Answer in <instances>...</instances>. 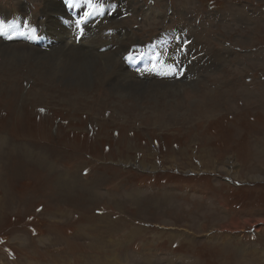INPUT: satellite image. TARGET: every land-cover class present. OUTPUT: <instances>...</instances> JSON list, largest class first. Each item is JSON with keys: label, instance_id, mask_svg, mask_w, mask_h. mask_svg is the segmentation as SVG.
I'll return each instance as SVG.
<instances>
[{"label": "rangeland", "instance_id": "374dc122", "mask_svg": "<svg viewBox=\"0 0 264 264\" xmlns=\"http://www.w3.org/2000/svg\"><path fill=\"white\" fill-rule=\"evenodd\" d=\"M24 1L45 28L48 0ZM124 2L130 44L113 16L98 23L112 61L175 27L160 42L164 61L187 29L218 52L217 69L204 73L207 54L182 90L126 93L111 81L125 66L102 56L88 85L68 90L26 53L57 57L59 41L28 45L13 62L0 40V264H264V0ZM23 7L0 0L9 14ZM50 8L58 28L74 27L61 2ZM89 54L88 65L100 56Z\"/></svg>", "mask_w": 264, "mask_h": 264}, {"label": "bare ground", "instance_id": "6f19581e", "mask_svg": "<svg viewBox=\"0 0 264 264\" xmlns=\"http://www.w3.org/2000/svg\"><path fill=\"white\" fill-rule=\"evenodd\" d=\"M234 1V0H233ZM54 2H57L58 3V5H59V2H61L60 0H48L47 1V5H46V7H45V14H46V18H47V21H48V24H46V26H45V37H53L52 39H54V41L55 40H57V41H59V43L61 44L59 47H55V49H57L56 50V52L55 53H57V57L56 56H51L49 59H44V55H36V53H35V51L34 50H30V51H28V52H26V53H31L34 57H36L37 59H40L41 61V63L42 64H46V65H48L53 71H55L56 73H58V74H60V75H63V79H67V82L69 83L68 85H64V86H69L67 89L68 90H71L70 88H73V87H75V88H78V89H84L87 85H88V82H90V80H89V76H91V74H95V66L96 65H98L99 63H100V61L99 60H101V61H104V60H102L101 58H102V56L104 57V58H106L108 61H104V62H109V61H112V59H111V57L113 56V54L112 53H110V52H107V53H105V52H102V53H98L99 52V49L101 48V47H104L103 46V44H104V37L102 36V33H100L99 31H98V29H99V26L100 25H98L97 24V26H95L94 28H92L91 30H90V35H89V37H87V38H84V39H82L80 42H79V44L78 45H76L75 44V41H74V37H75V28L73 27V26H70V25H65L64 27H63V25H61V28H58L57 27V25H56V22H57V16H56V14H57V12H56V10H54V8H50V5H51V7L54 5ZM133 3V2H132ZM57 5V4H56ZM17 8V7H16ZM229 7H227V11L225 10L224 12H228V9ZM232 9V8H231ZM27 10H29V4H26V3H24V7L23 8H21L19 11H13V12H17V13H20L21 15H23V17L25 16V12H27ZM64 13V12H63ZM120 12L119 11H117V12H115V15H113V22L114 23H119L120 25H122L121 23H120V21H119V18H118V16L120 15L119 14ZM60 14V13H59ZM0 15H4V16H6V17H8V13H6V12H4V10L2 9V8H0ZM233 15V14H232ZM231 16V15H230ZM44 17V16H43ZM42 17V18H43ZM37 18V17H36ZM66 19H67V17H65ZM112 18V17H111ZM44 19V18H43ZM232 19V18H231ZM36 20V19H35ZM45 21V20H44ZM49 21L50 22H52V24H50L49 23ZM22 22H23V19H21V20H18V19H16L15 20V25H18L19 27L22 25ZM72 22V21H71ZM107 22V21H106ZM66 23V22H65ZM124 23V22H123ZM111 24V23H110ZM113 25V24H112ZM119 25V26H120ZM43 26V25H42ZM263 26H264V24H263ZM43 28V27H42ZM105 28V27H104ZM108 28V27H107ZM113 28V27H112ZM257 28H259V27H257ZM117 29H119V28H117ZM263 29H264V27H263ZM262 29V30H263ZM121 31H123V33H124V35L126 36V38L124 39V42H126V43H131L132 42V40L130 39V38H128V36H129V31H128V29L126 28V26L124 27L123 25H122V27H121V29H120ZM102 31V30H101ZM115 31H117V30H115ZM183 31H187V29H185V30H183ZM255 30H252L251 32H254ZM260 31V28L259 29H257L256 30V32L258 33ZM119 33H117L118 34V36L119 37H121V36H124L120 31H118ZM175 32V31H174ZM121 36H120V35ZM178 34V33H177ZM260 34H261V32H260ZM187 36L188 37H192L193 38V35H192V33L190 32V31H187ZM116 37H117V35H116ZM99 39H101L102 41L100 42L99 41ZM179 39V38H178ZM22 40H21V38H20V36L19 35H17L15 38H13L11 41H10V46H11V49L12 50H4V52L6 53V56H7V59L8 60H10V59H12V61L14 62L15 61V58H14V56L17 54V52H20L21 53V50H26L27 48H28V45L27 44H25V43H20ZM99 42V44L97 43V42ZM121 41V40H120ZM117 41H115V43H116ZM175 42V41H174ZM192 43H194L196 46L197 45H199L200 47H201V50L199 51V52H197V54H199V53H203V55L202 56H200V59H201V61L203 62V59H206L204 62H206L207 61V54H209V55H214V59L211 61V62H209V65H207V66H203L202 68H203V70H204V73H208L209 72V70H207V69H210V68H213V66H215V69H217V62H216V59H217V57H220V56H217L216 57V55L214 54V53H217L218 54V52H215V50H213V53H211L210 51H208V53L206 54V53H204L203 52V47H204V45H207V43L205 42V41H198V40H196L195 38H193V41H192ZM106 44V43H105ZM109 44V43H108ZM118 44V43H117ZM116 44V45H117ZM140 44H142V43H139V42H137V45H140ZM168 44H169V46H170V48H171V46H172V44L170 43V42H168ZM128 45V44H127ZM110 46V45H109ZM114 46V45H113ZM166 46V45H165ZM168 46V47H169ZM208 46V45H207ZM37 47V46H36ZM173 47V46H172ZM192 47H193V49H194V45H192ZM114 48V47H113ZM166 48V47H165ZM214 48V47H213ZM168 49V48H167ZM115 50V49H114ZM117 50V49H116ZM0 51H2V50H0ZM92 51V53H97V55L99 54L100 56H97V57H93L92 59H90V63H89V65H88V62H89V58H88V55H90L91 56V54H89V52H91ZM51 52V51H50ZM112 52V51H111ZM114 52V51H113ZM126 52V51H125ZM227 52V51H226ZM245 52V51H244ZM4 53V54H5ZM53 53V52H52ZM81 53H83L84 55H87L86 57L84 56V55H82ZM3 55V54H2ZM93 55V54H92ZM96 55V54H95ZM169 55V54H168ZM48 56V55H47ZM167 56V55H166ZM27 57V56H26ZM76 57H77V59H76ZM212 57V56H211ZM35 58V59H36ZM46 58V57H45ZM117 58V57H116ZM115 58V59H116ZM3 59V58H2ZM31 59H33L32 57H31ZM34 59V60H35ZM26 60H27V58H26ZM118 60V59H117ZM116 60V61H117ZM120 60V59H119ZM118 60V61H119ZM164 60V59H163ZM121 61V60H120ZM166 61H168L167 59H166ZM165 61V62H166ZM218 61V60H217ZM221 61V60H220ZM231 61H233V59L231 60ZM112 62H114V61H112ZM103 63V62H102ZM111 63V62H110ZM207 63V62H206ZM88 65V69H87V72L85 73V72H83V71H81V73H82V75H78V73L76 72V71H78V70H80V68L79 67H85V65ZM123 63H121V62H114L113 64L111 63V69H115V70H117V69H119V66H121ZM223 64V63H222ZM252 64H254V63H252ZM0 65H2V64H0ZM13 65V64H12ZM86 65V66H87ZM201 65V64H200ZM219 65V64H218ZM8 66V65H7ZM11 66V65H10ZM44 66V65H43ZM124 66V65H123ZM16 67V66H15ZM46 67V66H45ZM105 67H106V65L104 64L103 65V67H100V73H104L105 72ZM108 67V66H107ZM219 67V66H218ZM48 68V67H47ZM207 68V69H206ZM3 69V68H2ZM113 69V70H114ZM193 69V68H192ZM49 70V69H48ZM107 70H108V68H107ZM166 65L163 67V70H162V73L163 72H166ZM170 70V69H169ZM122 71H124L123 72V74H122V76H121V78L119 79V80H117V72L118 71H116V72H113L112 73V77L113 78H116V80L115 79H113V78H111V81H113V82H115V84L116 83H118V87L119 88H123V90L124 91H127L126 93H130V92H132V91H136L137 89H140V88H146V89H150L151 91H154V92H156V93H158V92H161V91H163V90H167L168 89V91H171V93H175V91L176 90H178V89H181L183 86L182 85H177V83L178 82H181V81H192L193 80V78L195 77V76H197L196 74V72H194V73H196V74H194L193 76L194 77H192V78H190V79H185V77H183V79H181V80H179V81H174V83L171 81V83H169V84H164V79H166V78H168V76L167 77H161V75L160 74H158L157 76H155V74H148L147 73V75H146V77H145V84L144 83H142V82H140V81H142L143 79H139V78H137L131 71H128L127 69H126V67H124L123 69H122ZM68 72V73H67ZM125 72H128V73H130L129 75L127 74V73H125ZM18 73V72H17ZM32 73V72H31ZM88 73V74H87ZM97 74L98 75V77H99V75H101V74ZM106 73V72H105ZM20 74H22V73H20ZM225 74V73H224ZM53 75V74H52ZM211 75H213L212 73H211ZM171 76V75H170ZM202 76H204V75H202ZM62 77V76H61ZM93 77V76H92ZM91 77V78H92ZM106 77V76H105ZM199 77V76H198ZM169 79V78H168ZM228 79V78H227ZM14 80V79H13ZM196 80V79H195ZM198 80V79H197ZM212 80V79H211ZM110 81V80H109ZM108 81V82H109ZM206 81V80H205ZM228 81H230V80H228ZM65 82V81H64ZM72 82H74V83H72ZM104 82V81H103ZM176 83V84H175ZM146 84H149V86H146ZM117 85V84H116ZM125 85H127V86H125ZM228 85V84H227ZM125 86V87H124ZM188 86V85H187ZM191 86V85H190ZM91 87V86H90ZM212 87V86H211ZM210 87V88H211ZM234 87V86H233ZM209 88V87H208ZM260 88V87H259ZM75 90V89H74ZM114 90V89H113ZM123 90H121L122 92H123ZM182 90V89H181ZM231 90V89H230ZM77 91V90H76ZM81 91V90H80ZM85 91V90H84ZM115 91V90H114ZM150 91V92H151ZM207 91V90H206ZM216 91V90H215ZM117 92V91H116ZM120 92V91H119ZM212 92V91H211ZM57 93V92H56ZM231 93V92H230ZM77 94H78V92H77ZM178 94V93H177ZM233 94V93H232ZM105 95V94H104ZM141 95V94H140ZM190 95V94H189ZM84 96V95H83ZM91 96H92V94H91ZM96 96V95H95ZM94 96V97H95ZM185 96H187L186 94H185ZM204 96H206V94L204 95ZM212 96V95H211ZM235 96V95H234ZM246 96H248V95H246ZM253 96V95H252ZM255 96V95H254ZM158 97V96H157ZM244 97V96H243ZM233 98V97H232ZM245 98V97H244ZM243 98V99H244ZM257 98V97H256ZM151 99V98H150ZM191 99V98H190ZM194 99V98H193ZM195 99H197V97L195 98ZM202 99V98H201ZM253 99V98H252ZM182 100V99H181ZM210 100V99H209ZM208 100V101H209ZM85 101H87V99H85ZM194 101V100H193ZM214 101V100H213ZM249 101V100H248ZM74 102V101H73ZM207 102V101H206ZM255 102V101H254ZM100 103V102H99ZM186 103V102H185ZM256 103V102H255ZM258 103V102H257ZM101 104V103H100ZM175 104V103H174ZM225 104V103H224ZM176 105V104H175ZM262 105V104H261ZM74 107H75V105H74ZM242 107V106H241ZM257 107V106H256ZM262 107V106H261ZM182 108V107H181ZM259 108V107H258ZM206 110V109H205ZM208 111V110H207ZM212 111V110H211ZM213 112V111H212ZM155 119V118H154ZM173 119V118H172ZM64 179L62 178L61 179V181L62 182H64L63 181ZM59 183V182H58ZM65 183V182H64ZM60 184H61V182H60ZM67 184V183H66ZM62 186H63V188H64V185L63 184H61Z\"/></svg>", "mask_w": 264, "mask_h": 264}]
</instances>
